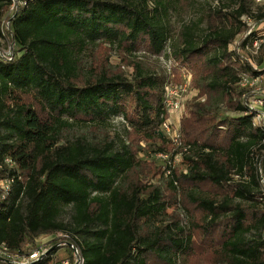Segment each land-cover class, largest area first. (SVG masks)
Returning a JSON list of instances; mask_svg holds the SVG:
<instances>
[{"label":"trees","instance_id":"obj_1","mask_svg":"<svg viewBox=\"0 0 264 264\" xmlns=\"http://www.w3.org/2000/svg\"><path fill=\"white\" fill-rule=\"evenodd\" d=\"M17 1L8 18L12 0H0V39L14 54L0 56V186L14 180L0 192V244L21 257L63 232L85 264H264V122L245 115L240 84L260 73L240 62L258 31L230 49L246 32L243 16L264 24L256 0L211 9L173 39L167 21L181 0ZM169 40L175 79L194 72L198 91L175 167L156 159L173 145L160 133L166 77L134 54L144 43L160 55ZM104 46L118 50V65L98 58ZM117 118L124 132L113 135ZM54 252L33 264H55Z\"/></svg>","mask_w":264,"mask_h":264},{"label":"built area","instance_id":"obj_2","mask_svg":"<svg viewBox=\"0 0 264 264\" xmlns=\"http://www.w3.org/2000/svg\"><path fill=\"white\" fill-rule=\"evenodd\" d=\"M257 2L260 3L261 0H257ZM12 3V8L20 5L19 2L18 4H16V0H12ZM252 19L253 18L247 16L242 17V22L246 25V32L243 36H240L233 45H230L231 50L235 49V46L238 44L239 40L242 37H251V35L256 32L257 23H254L253 25ZM5 25L8 26L9 22H7V24ZM263 25L264 24H260V26ZM260 42V39L255 40L253 45L246 46V49L254 46L256 51H258ZM2 53H5L7 57H12L14 55L12 52V48L11 51L7 52L8 54L6 52H0V55L2 56L5 55ZM254 54L257 55L258 53L256 52ZM241 56L242 58L240 62L243 63L246 59L249 61L248 58H245L244 53H242ZM249 62L251 64V61ZM256 70L259 71V69ZM259 72L260 73L257 76L243 73L241 75L240 82L242 88L247 90V93L244 95L243 99L244 102L249 106V112L245 113V115H254L255 127L264 122V90L260 88V84L264 83V71L261 70ZM180 75L182 76V81L180 83L174 84L173 82L168 81L165 84L164 106L168 117L163 122L160 133L165 134L171 140L173 146L175 147V150H180L181 152L177 154L173 159V155L168 153H160L156 155V159L158 161H161L164 165L168 164L171 167H175L181 161L183 153L188 151V147H185L182 141L180 124L184 114L186 113L187 102L198 97V91L193 86V73L184 68ZM173 76L175 78L174 74ZM4 164L10 169L15 167V162L10 158L6 159ZM0 169H2L1 165ZM169 173L170 172H168V174ZM13 183V179H8L0 186V192L3 194V199L11 190V186ZM35 245L36 246L34 249H30V246H27L28 252H26V254L21 257H17L16 255L10 253L8 247L5 244H0V258H18L19 264H33L47 257L52 251H55L52 256L57 259L58 254L61 253L62 250H65L66 253L68 251L70 252V254L57 260L55 264H85V260L82 257L80 250L71 240L70 235L66 233L59 232L45 236L43 238H39L36 240Z\"/></svg>","mask_w":264,"mask_h":264},{"label":"rangeland","instance_id":"obj_3","mask_svg":"<svg viewBox=\"0 0 264 264\" xmlns=\"http://www.w3.org/2000/svg\"><path fill=\"white\" fill-rule=\"evenodd\" d=\"M233 1L234 0H181V2L178 3V5H175L174 10L173 9L171 10L170 16L167 21L168 27L170 29V35L172 36L171 39L175 38L178 35L183 25L199 21V19L203 18L211 9L228 7L227 9H225V10H228V12L232 11L233 9H236L237 7L232 3ZM256 3H257V7H260L259 9H262L264 11V0H261L260 3H258L256 0ZM16 4H18L17 0H16ZM16 8L17 6L15 8H11V10L9 11L8 18H11L14 15ZM259 9L258 8L254 9L253 15H258ZM252 21H253V25L254 23H257L256 18H253ZM204 27L205 25H202V28ZM256 27H257L256 31H258L259 29L257 36L261 40L259 44V50L256 51L255 47L253 46V47L247 48L246 51H243V53H244L245 58H248L249 61H251V64L256 69H259V71H261L264 69V51L263 52L260 51L261 49L260 45H264V25L260 26L257 23ZM257 36L256 38H258ZM10 47L12 46L10 42L8 41L7 36L3 39H0V52L7 53L11 51ZM256 52L258 53L257 55L254 54ZM171 53H173V50L171 47V40H169L168 44L166 45L165 51L161 53L160 55H155L152 52H150L144 43L140 45L139 49L134 54L138 60L145 62L146 64H148V66L152 67V69H155V71H157L161 75V77H163L164 79L166 77V82L169 81V82H173L174 84L175 83L178 84L177 81L179 80L182 81V76L179 74V77L181 78L179 80L175 79L173 76L174 74L173 70L176 67V64L174 62V59ZM2 54H5V53H2ZM98 58L100 60H107L109 58V63L114 66L118 65L120 62L118 50H116V48L108 49L105 46L102 47L98 55ZM260 61H263L262 64H260ZM122 66H123L122 67L123 71H125L126 73L127 80L130 81L132 79L131 68L128 67L127 65H122ZM183 69L184 68H180L179 72L181 73ZM260 88L264 90V83L260 84ZM263 112H264V108H263ZM234 114L235 113H232V112H227V113L224 112L222 115L224 117L232 118L235 116ZM112 124L113 126L111 127V130L113 132L112 133L113 135H115L116 133L124 132V122L122 121V118H117L113 120ZM142 146L144 147L145 145L142 144ZM174 151H175V147L172 145V149L168 154H173ZM261 154L264 155V149L261 151ZM158 163L163 164L161 161H158ZM259 172L261 176V182H263L264 184V162L260 164ZM203 188L204 190L212 191V189L208 185L204 186ZM263 192H264V189H263ZM71 214H72V208L64 207L62 209L61 221H63L65 224L69 223L71 220ZM184 225L188 226L187 217H185ZM65 253L66 251L62 250L61 253L58 254L57 260L70 254V252L68 251L66 254Z\"/></svg>","mask_w":264,"mask_h":264}]
</instances>
